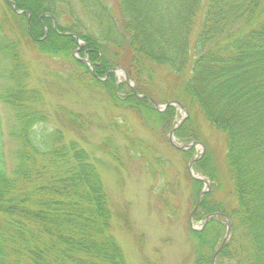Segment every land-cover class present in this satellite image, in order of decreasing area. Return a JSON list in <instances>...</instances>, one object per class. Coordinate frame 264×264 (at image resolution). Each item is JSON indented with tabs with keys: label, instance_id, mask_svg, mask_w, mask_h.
Returning a JSON list of instances; mask_svg holds the SVG:
<instances>
[{
	"label": "trees",
	"instance_id": "trees-1",
	"mask_svg": "<svg viewBox=\"0 0 264 264\" xmlns=\"http://www.w3.org/2000/svg\"><path fill=\"white\" fill-rule=\"evenodd\" d=\"M11 1L21 12L4 0L0 13V103L12 119L6 131L0 126V264H127L111 234L97 164L80 143L65 141L63 131L51 125L42 97L30 86L22 38L45 54L57 44L58 55L49 56L72 67L74 82L111 94L113 104L138 114L156 112L143 85L135 86L139 97L130 89L118 97L117 85L106 86L98 77L119 66L139 80L148 62L183 75L207 121L225 134L234 195L227 209L211 190L205 192L194 216L217 213L230 221L216 263L264 264V0H116V10L91 0L106 24L97 37L82 36L92 70L74 57L73 33L56 22L57 5L65 0ZM43 23L48 31L42 40L36 30ZM105 41L119 49L107 61ZM162 114L170 120L173 107ZM185 129L183 124L175 129L179 140L193 137ZM4 136L14 144L11 160ZM217 222L210 236L222 234ZM206 228L190 231L193 264H211L217 250V240L204 235Z\"/></svg>",
	"mask_w": 264,
	"mask_h": 264
},
{
	"label": "rangeland",
	"instance_id": "rangeland-1",
	"mask_svg": "<svg viewBox=\"0 0 264 264\" xmlns=\"http://www.w3.org/2000/svg\"><path fill=\"white\" fill-rule=\"evenodd\" d=\"M5 1L15 11H20L11 0ZM91 2L65 0L57 5L59 19L56 22L64 31L73 33V55L78 60L87 58L82 36L97 37L100 31H106L105 20L95 15ZM115 3L116 0H103L102 5L105 9L116 10ZM0 13H4V0H0ZM40 20L50 21L46 17ZM53 21L55 23V19ZM41 28L36 30L39 39L48 31L44 23ZM141 36L142 33L139 38ZM22 39V53L30 70V86L42 97L51 125L63 131L65 141L72 139L80 143L97 164L111 213V234L126 263L193 264L190 231L200 232L209 227L204 235L207 236L208 232L210 240H217L211 264H232L213 260L228 241L225 218L213 216L206 226L207 221L194 216L200 213L199 204L204 192L209 190L214 199L221 201L227 209L233 206L234 195L224 157L225 134L207 121L187 92L183 75L169 73L163 65L148 62L147 70L141 72L139 80L128 77L122 67L113 65L105 75L98 77V80L106 82V86L116 84L118 97L123 91L130 89L133 92L136 85L139 89L143 85L154 101L153 105H156V112L138 114L134 108L113 104L111 100L115 97L112 98L111 94L74 82L69 75L72 67L49 56L59 53L57 44L46 47L51 51L47 55L37 52L34 44ZM101 50L106 61L119 51L108 41L102 42ZM119 83L123 84L120 86ZM167 102H179L186 111L176 103L172 104L173 116L166 120L162 111L166 109L163 105ZM10 112L0 103V126L5 131L12 122ZM180 124L193 133L192 138L182 141L175 136V128ZM170 136L181 146L194 144L178 150L171 144ZM4 139L6 154L11 160L14 144L8 142L6 136ZM197 160L198 169L195 167ZM216 222L222 225V234L210 236V233L217 232L213 228L217 227Z\"/></svg>",
	"mask_w": 264,
	"mask_h": 264
},
{
	"label": "water",
	"instance_id": "water-1",
	"mask_svg": "<svg viewBox=\"0 0 264 264\" xmlns=\"http://www.w3.org/2000/svg\"><path fill=\"white\" fill-rule=\"evenodd\" d=\"M82 61L86 62L85 60H82ZM175 103L178 104L180 107H182V105H181L180 103H177V102H169V103H166L165 105H163V107H165V106H167V105H169V104H175ZM154 106L156 107L155 104H154ZM182 108H183V107H182ZM170 141H171V143H172L176 148L181 149V150H183V149H187V148H189L190 145H191V144H189V145L181 146V145H179V144H177V143H174L172 136H170ZM189 168H190V166H189ZM189 170H190V169H189ZM195 178H196V179H199V180L202 179V178L197 177V176H195ZM212 216H213V215H208V216H206V217L204 218V222H206V220H208V219H209L210 217H212ZM226 219H227V218H226ZM229 231H230V222H229L228 219H227V223H226V231H225V237L228 236ZM221 246H222V245H221Z\"/></svg>",
	"mask_w": 264,
	"mask_h": 264
},
{
	"label": "bare ground",
	"instance_id": "bare-ground-1",
	"mask_svg": "<svg viewBox=\"0 0 264 264\" xmlns=\"http://www.w3.org/2000/svg\"><path fill=\"white\" fill-rule=\"evenodd\" d=\"M189 144H191L190 146H192V145H193V143H189Z\"/></svg>",
	"mask_w": 264,
	"mask_h": 264
}]
</instances>
